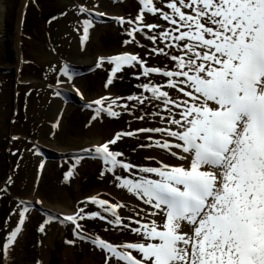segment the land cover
Returning <instances> with one entry per match:
<instances>
[{"label": "snow or ice", "instance_id": "1", "mask_svg": "<svg viewBox=\"0 0 264 264\" xmlns=\"http://www.w3.org/2000/svg\"><path fill=\"white\" fill-rule=\"evenodd\" d=\"M161 2L138 0L136 17L117 21L130 26L129 44L136 43V33L148 29L152 34L145 33V38L153 45L163 44L151 53L167 58L171 67L149 66L147 60L127 52L100 57L96 67L112 65L105 87L126 67L139 66L145 78L153 74L167 78L164 85L150 79L138 85L141 93L127 97L134 103L118 106L131 112L158 102L157 110L137 119L159 117L167 126L138 129L162 137L153 140L149 135L152 143L141 147L161 149L177 163L157 160L159 166L138 167L125 162L124 154L112 146L136 135L133 131L118 132L93 150H85L94 151L108 166L106 171L115 176L117 187L153 209L132 221L137 226L131 227L119 211L125 204L91 197V203L112 219L100 212L87 218L130 228L139 237L121 244L99 237L91 242L105 253L104 264H264V0H166L162 7ZM79 11L91 16L86 7ZM145 13L168 26L145 23ZM82 24L83 43L94 21L84 19ZM62 74L69 75L67 66ZM119 99L93 101L99 106L93 119L102 114L119 117L121 113L114 109ZM137 168L138 177L133 172ZM117 169L133 178L116 175ZM72 176L73 171L66 173V178ZM19 205L17 226L0 242L5 259L30 213L24 201ZM85 218L80 208L64 220L80 230L79 221ZM44 230L42 225L39 231Z\"/></svg>", "mask_w": 264, "mask_h": 264}, {"label": "rangeland", "instance_id": "2", "mask_svg": "<svg viewBox=\"0 0 264 264\" xmlns=\"http://www.w3.org/2000/svg\"><path fill=\"white\" fill-rule=\"evenodd\" d=\"M164 3L166 0L158 6ZM16 5L17 0H0V242L18 224L19 202H30L32 206H29L30 213L9 257L5 259L0 253V264H83L89 259L91 264L93 260V264H104L105 253L76 239L75 233L92 239L99 237L113 244L135 240L121 230H113L108 220L87 218L92 212H100L112 219L109 213L92 204L90 198L95 196L110 203L125 204L127 209L119 210L123 217L125 210L136 208L140 202L126 189L117 187L118 181L106 171L108 166L103 161L81 159L78 155L70 156L69 152L93 150L118 131L135 132L164 123L159 117L137 119L157 110L155 104L158 102L138 106L131 112L118 106L134 103L127 97L139 95L142 89L138 85L148 82L139 76L137 67H126L108 87L105 84L112 65L105 63L101 68L90 69L97 64L95 58L125 51L147 60L149 66L171 67V63L151 53L153 47H163V44L153 45L146 39L145 33L152 34L148 29L136 33V43L129 44L126 43L131 39L128 24L104 23L103 19L96 22L79 11L81 7L92 11L90 8L97 6L105 15L111 13L126 20L134 19L139 11L134 0H26L19 29ZM89 18L94 26L89 30L88 40L82 43V21ZM145 23L168 26L154 16L145 15ZM170 51L176 54L175 50ZM65 66L69 69L67 76L62 74ZM67 89L69 94L74 92L85 103L101 97L120 98L114 109L121 115L113 118L102 114L93 119L96 107L83 109L72 100L67 102L62 95ZM161 114L167 115L164 111ZM132 142L122 149L135 148L132 150L133 164L138 167L153 166L154 162L159 166L156 159L147 158L168 156L161 149L141 147L152 143L148 137ZM41 148L50 153L46 156L49 161L43 157ZM58 152L67 153L68 158L57 163L51 156ZM148 161L154 162L146 163ZM69 171H73V176L66 178ZM133 172L137 177L141 175L138 168ZM115 174L127 176L119 171ZM80 208L84 209L86 217L79 221L82 229L59 225L61 209L76 212ZM53 218L57 222L47 220ZM42 225L43 232L39 231Z\"/></svg>", "mask_w": 264, "mask_h": 264}, {"label": "bare ground", "instance_id": "3", "mask_svg": "<svg viewBox=\"0 0 264 264\" xmlns=\"http://www.w3.org/2000/svg\"><path fill=\"white\" fill-rule=\"evenodd\" d=\"M25 2H26V0H17V5L14 7V8H16V10H17V21H18V23H17V28L19 29V22H20V17H21V15H22V13H23V7H24V5H25ZM90 9H92V11L91 12H94V13H104L103 12V10L102 9H100V8H98L97 6H92V8H90ZM107 15H109V16H116L115 14H108L107 13ZM17 29V31H16V37H17V33L19 32V30ZM15 37V38H16ZM95 60H96V58H95ZM63 88V87H62ZM68 90V89H67ZM63 151V150H62ZM155 158H156V160H164V161H166V162H170V163H177V161L176 160H174V159H172V158H170V157H168V156H165V155H156V156H154ZM63 212H61L62 214H71L72 212H69L68 210H66V209H61ZM95 260H93L92 261V264H93V262H94ZM83 264H91V262H90V259L87 261V260H84V262H83Z\"/></svg>", "mask_w": 264, "mask_h": 264}]
</instances>
